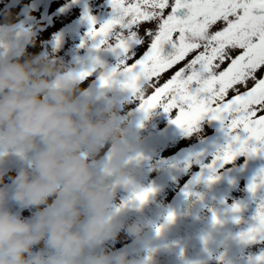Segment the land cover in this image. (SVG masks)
<instances>
[{
  "label": "clouds",
  "instance_id": "clouds-1",
  "mask_svg": "<svg viewBox=\"0 0 264 264\" xmlns=\"http://www.w3.org/2000/svg\"><path fill=\"white\" fill-rule=\"evenodd\" d=\"M33 36L0 23V264H157V226L128 221L145 204L134 200L142 147L101 83L119 66L31 55ZM91 75L98 83L82 87ZM121 232L132 245L108 249Z\"/></svg>",
  "mask_w": 264,
  "mask_h": 264
},
{
  "label": "snow or ice",
  "instance_id": "snow-or-ice-1",
  "mask_svg": "<svg viewBox=\"0 0 264 264\" xmlns=\"http://www.w3.org/2000/svg\"><path fill=\"white\" fill-rule=\"evenodd\" d=\"M113 18L98 28L90 15L88 36L99 50L121 55L119 71L103 78L111 87L119 74L122 83L149 114L161 107L177 111L172 123L191 132L208 117L225 125L232 143L217 157L264 155V0H110ZM166 46L173 51L165 54ZM85 76L89 73H84ZM168 78L161 83L164 76ZM213 162L212 170H215ZM218 177H211L209 183ZM264 189V170L249 191ZM154 189H144L134 200L146 203ZM234 212L240 207L234 206ZM174 213L167 221L173 223ZM257 225L240 238L255 242L264 237V204ZM213 221H221L213 213ZM240 221L237 219L236 221ZM165 226H158L160 235ZM258 264H264V256Z\"/></svg>",
  "mask_w": 264,
  "mask_h": 264
},
{
  "label": "flooded vegetation",
  "instance_id": "flooded-vegetation-1",
  "mask_svg": "<svg viewBox=\"0 0 264 264\" xmlns=\"http://www.w3.org/2000/svg\"><path fill=\"white\" fill-rule=\"evenodd\" d=\"M2 1L0 23L8 16ZM171 51L167 46V53ZM125 79L118 74L107 95L116 94L118 89L127 93L121 86ZM139 114L132 115L133 131L142 147L138 180L143 189L154 192L141 209L129 212L128 221L142 217L158 227L169 212L176 216L162 234L152 233L162 245L155 257L157 264H258L257 258L264 256V237L246 242L240 236L257 225V212L264 204V194L249 191L252 170L255 166L264 170V155H239L231 162L217 160L232 143L219 121L205 117L191 132H185L172 123L176 110L167 113L158 107L147 115ZM211 177L218 179L209 183ZM127 198L121 191L119 199ZM237 205L241 209L238 213L233 211ZM213 213L220 224L214 223ZM22 215L31 213L22 210ZM131 245L132 240L121 232L106 247L117 251Z\"/></svg>",
  "mask_w": 264,
  "mask_h": 264
},
{
  "label": "rangeland",
  "instance_id": "rangeland-1",
  "mask_svg": "<svg viewBox=\"0 0 264 264\" xmlns=\"http://www.w3.org/2000/svg\"><path fill=\"white\" fill-rule=\"evenodd\" d=\"M87 1L84 5L81 0H3L2 6H7V18L11 22L25 23L32 29L34 43L28 47L29 54L55 51L58 59L84 71L101 65L119 66L123 57L106 47L98 50L96 42L88 36L91 25L85 19L86 15L95 18L97 28L112 19L114 13L110 0ZM167 78L165 75L161 83ZM94 81L98 83L95 75H91L82 87L92 86ZM106 90V96L116 101L120 114L128 118L133 129L135 120L132 115L143 114L139 105L141 101L129 90L126 93L118 89L116 94L109 95Z\"/></svg>",
  "mask_w": 264,
  "mask_h": 264
},
{
  "label": "water",
  "instance_id": "water-1",
  "mask_svg": "<svg viewBox=\"0 0 264 264\" xmlns=\"http://www.w3.org/2000/svg\"><path fill=\"white\" fill-rule=\"evenodd\" d=\"M259 174L258 168L255 169L253 175H252V181L254 180L255 177ZM253 194H264V189H258L256 193Z\"/></svg>",
  "mask_w": 264,
  "mask_h": 264
}]
</instances>
